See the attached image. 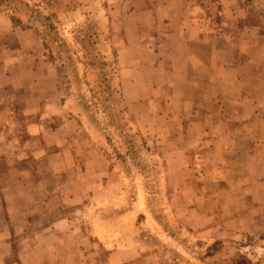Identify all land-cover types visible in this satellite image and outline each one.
<instances>
[{
  "label": "rangeland",
  "instance_id": "374dc122",
  "mask_svg": "<svg viewBox=\"0 0 264 264\" xmlns=\"http://www.w3.org/2000/svg\"><path fill=\"white\" fill-rule=\"evenodd\" d=\"M1 65L0 264H264V0H15Z\"/></svg>",
  "mask_w": 264,
  "mask_h": 264
},
{
  "label": "crops",
  "instance_id": "0c3cea01",
  "mask_svg": "<svg viewBox=\"0 0 264 264\" xmlns=\"http://www.w3.org/2000/svg\"><path fill=\"white\" fill-rule=\"evenodd\" d=\"M26 85L27 88L25 89ZM22 88L24 89V91L29 93V100L31 101V104L29 106L34 107V81L28 80L26 82H23ZM11 89L13 90V94L20 92L17 80L12 79L11 74L4 70L3 65H1L0 112H3V110H8L7 106L11 105V103L9 102L12 99ZM262 148L264 149V141L258 142L257 148H255L254 153L251 154V160L253 161V170L250 171L249 175L243 177V183L245 187L241 189V192L239 190V192L237 193V195H242V197L245 198V203L249 204V206L245 207L243 199L242 212L241 214H239V220L241 221L243 227H250V223H252L253 226L255 225V227L264 229V150H262ZM237 227H239L238 224ZM262 243L264 244V239Z\"/></svg>",
  "mask_w": 264,
  "mask_h": 264
},
{
  "label": "trees",
  "instance_id": "16d2710c",
  "mask_svg": "<svg viewBox=\"0 0 264 264\" xmlns=\"http://www.w3.org/2000/svg\"><path fill=\"white\" fill-rule=\"evenodd\" d=\"M15 7V0H0V13L4 10L5 12H11ZM16 14V13H14ZM261 15V14H259ZM50 21V20H49ZM141 165L139 164L138 167ZM189 244V243H188ZM194 252V245L191 247Z\"/></svg>",
  "mask_w": 264,
  "mask_h": 264
}]
</instances>
